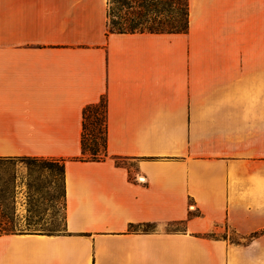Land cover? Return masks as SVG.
I'll list each match as a JSON object with an SVG mask.
<instances>
[{"label": "crops", "instance_id": "obj_1", "mask_svg": "<svg viewBox=\"0 0 264 264\" xmlns=\"http://www.w3.org/2000/svg\"><path fill=\"white\" fill-rule=\"evenodd\" d=\"M187 11L114 33L107 0H0V158L62 160L65 218L0 264H264V0ZM101 101L106 156L78 161Z\"/></svg>", "mask_w": 264, "mask_h": 264}, {"label": "rangeland", "instance_id": "obj_2", "mask_svg": "<svg viewBox=\"0 0 264 264\" xmlns=\"http://www.w3.org/2000/svg\"><path fill=\"white\" fill-rule=\"evenodd\" d=\"M117 0L109 2L107 8L109 28L112 15L119 6ZM163 7L161 19L166 18L171 11L185 13V0H161ZM140 12L136 9L133 12ZM154 5L146 8L148 22L157 17L153 14ZM91 119H87V130L91 128ZM89 135V132H88ZM89 138V136H88ZM103 139L102 125L95 131V139L90 142L100 145ZM85 158L90 157L88 154ZM103 157V154L101 155ZM52 166L40 162H30L22 159L0 162V224L12 220L17 231L60 233L63 230L64 210L62 198L61 161ZM165 229H173L168 226ZM236 241V238H233Z\"/></svg>", "mask_w": 264, "mask_h": 264}, {"label": "trees", "instance_id": "obj_3", "mask_svg": "<svg viewBox=\"0 0 264 264\" xmlns=\"http://www.w3.org/2000/svg\"><path fill=\"white\" fill-rule=\"evenodd\" d=\"M112 2V0H109ZM119 4L115 15H112V21H110L111 28L109 32L114 33H182L185 32L188 26V11H187V0H185V13L180 11H171L166 18L161 19L159 16L162 15L163 7H161V0H117ZM108 4V2H107ZM149 4L154 5L153 14L156 19H151L150 22L145 20L146 8ZM139 9L140 12H133V10ZM107 18H110V14L107 8ZM105 115L106 105L105 102L101 101L97 105L88 106L83 110L82 113V135H81V156L77 158L78 161H100L105 155L106 149V128H105ZM90 118L91 128L87 130V119ZM103 129V139L100 145L97 143L90 142L95 139V131L101 127ZM89 132V135H88ZM89 136V138H88ZM90 141V142H89ZM88 154L90 157L85 158ZM103 154V157L101 155ZM15 159H22L30 162H40L41 164L48 165L49 167L55 164L56 160H45L32 157H19V158H0L1 161H11ZM61 171H62V198L64 199V162L61 160ZM64 210V203H63ZM65 222V218H64ZM153 226L145 225L144 231H149ZM64 231V224L63 230ZM27 233H38L44 235H57L59 233L50 234L42 232H22L15 229L14 223L11 221L0 224V235L2 234H27ZM61 233V232H60Z\"/></svg>", "mask_w": 264, "mask_h": 264}]
</instances>
